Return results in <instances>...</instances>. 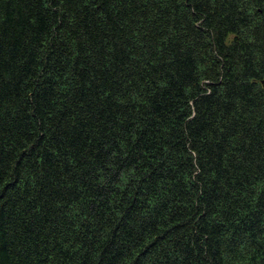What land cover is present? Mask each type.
Wrapping results in <instances>:
<instances>
[{"label": "trees", "instance_id": "16d2710c", "mask_svg": "<svg viewBox=\"0 0 264 264\" xmlns=\"http://www.w3.org/2000/svg\"><path fill=\"white\" fill-rule=\"evenodd\" d=\"M0 264H264V0H0Z\"/></svg>", "mask_w": 264, "mask_h": 264}]
</instances>
